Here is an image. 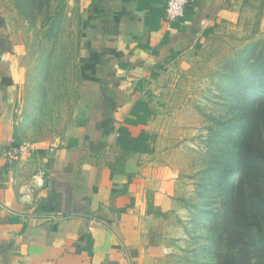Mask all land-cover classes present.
<instances>
[{
  "label": "rangeland",
  "instance_id": "obj_1",
  "mask_svg": "<svg viewBox=\"0 0 264 264\" xmlns=\"http://www.w3.org/2000/svg\"><path fill=\"white\" fill-rule=\"evenodd\" d=\"M90 1L0 0L26 155L58 144L87 111ZM263 4L168 58L146 89L137 264H264Z\"/></svg>",
  "mask_w": 264,
  "mask_h": 264
},
{
  "label": "crops",
  "instance_id": "obj_2",
  "mask_svg": "<svg viewBox=\"0 0 264 264\" xmlns=\"http://www.w3.org/2000/svg\"><path fill=\"white\" fill-rule=\"evenodd\" d=\"M254 2L195 0L184 19L168 23L167 0H91L81 81L87 111L58 144L11 163L4 153L21 146L23 95L11 53H0V264L138 263L146 89L168 58L238 22ZM255 24L264 32L260 15Z\"/></svg>",
  "mask_w": 264,
  "mask_h": 264
},
{
  "label": "built area",
  "instance_id": "obj_3",
  "mask_svg": "<svg viewBox=\"0 0 264 264\" xmlns=\"http://www.w3.org/2000/svg\"><path fill=\"white\" fill-rule=\"evenodd\" d=\"M195 0H167L166 10H165V20L168 23L179 22L185 18L187 10L193 5ZM28 149L22 146H12L8 149L4 155L7 157L9 163L15 161ZM39 183H42L41 180Z\"/></svg>",
  "mask_w": 264,
  "mask_h": 264
},
{
  "label": "trees",
  "instance_id": "obj_4",
  "mask_svg": "<svg viewBox=\"0 0 264 264\" xmlns=\"http://www.w3.org/2000/svg\"><path fill=\"white\" fill-rule=\"evenodd\" d=\"M10 50L9 45L6 42L5 38H0V53L7 52Z\"/></svg>",
  "mask_w": 264,
  "mask_h": 264
}]
</instances>
